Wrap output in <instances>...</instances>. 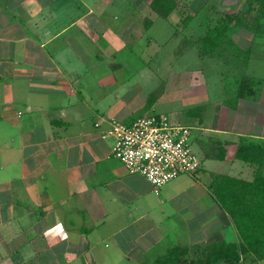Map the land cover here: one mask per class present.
<instances>
[{
    "label": "crops",
    "instance_id": "0c3cea01",
    "mask_svg": "<svg viewBox=\"0 0 264 264\" xmlns=\"http://www.w3.org/2000/svg\"><path fill=\"white\" fill-rule=\"evenodd\" d=\"M141 3L0 0V264H197L240 243L217 193L264 177V22L184 34L173 68L175 9ZM143 116L189 129L197 173L157 191L127 171L104 135Z\"/></svg>",
    "mask_w": 264,
    "mask_h": 264
},
{
    "label": "built area",
    "instance_id": "2783aa9c",
    "mask_svg": "<svg viewBox=\"0 0 264 264\" xmlns=\"http://www.w3.org/2000/svg\"><path fill=\"white\" fill-rule=\"evenodd\" d=\"M116 139L113 155L130 174L144 176L158 191L184 174H195L200 162L190 146V131L167 117L143 116L132 125L113 121L104 137Z\"/></svg>",
    "mask_w": 264,
    "mask_h": 264
},
{
    "label": "trees",
    "instance_id": "16d2710c",
    "mask_svg": "<svg viewBox=\"0 0 264 264\" xmlns=\"http://www.w3.org/2000/svg\"><path fill=\"white\" fill-rule=\"evenodd\" d=\"M246 2L251 3L254 0H244L241 5ZM151 7L163 18H168L175 9L173 0H153ZM257 18L261 24L264 22V3L260 4ZM258 28L259 25H256L254 30ZM246 186L244 187L246 188ZM247 187L250 190L235 188L232 195L226 191L217 193V197L225 205V209L235 218L236 227L241 235L240 243H217L212 248L213 251L208 253L206 260L197 264H220L223 262L236 264L240 262L242 256L249 252L264 255V177H259L254 184ZM230 201L231 204H228Z\"/></svg>",
    "mask_w": 264,
    "mask_h": 264
},
{
    "label": "rangeland",
    "instance_id": "374dc122",
    "mask_svg": "<svg viewBox=\"0 0 264 264\" xmlns=\"http://www.w3.org/2000/svg\"><path fill=\"white\" fill-rule=\"evenodd\" d=\"M141 1V7L143 9H147L149 8L153 0ZM173 1L175 10L174 14L171 16V21L173 22V25L179 27L178 34H180V36L177 37L175 40L173 39V41L169 44L168 41H165V43L167 44V48L165 50L157 48V51H159L160 55L159 58L171 57L173 68L178 67L179 59L183 56L182 54L185 53H177V47L179 48L178 52L183 51L186 48L187 43L180 44V47L178 46L179 42L182 40V36L186 33L189 35V37L191 35V37L195 39L196 36H201L202 31L207 29L209 30L211 27H213V25L216 24H220V26L224 27V29H229V27L233 25H239L243 28L241 27L242 29L240 31H236L237 29H234L235 32L233 35L235 36V39L240 40L242 38H252V34L251 36L248 34L244 35L246 37H243L242 34L244 33H242V31H244V29L250 28L253 31L256 25L260 26L261 23L257 18V14L260 4L263 5L264 3V0H254V2H246L247 4L244 3L243 5L238 6L234 9H226L221 6V0ZM253 25L255 26L253 27ZM200 27H202V30H199ZM165 33H170L169 28L166 29ZM204 64L205 67L203 68H206V63ZM256 64L257 63L252 65L251 70L255 67ZM196 67L198 68V66L193 65L189 69Z\"/></svg>",
    "mask_w": 264,
    "mask_h": 264
},
{
    "label": "water",
    "instance_id": "95a60500",
    "mask_svg": "<svg viewBox=\"0 0 264 264\" xmlns=\"http://www.w3.org/2000/svg\"><path fill=\"white\" fill-rule=\"evenodd\" d=\"M244 0H221V6L226 9H234L241 5Z\"/></svg>",
    "mask_w": 264,
    "mask_h": 264
}]
</instances>
